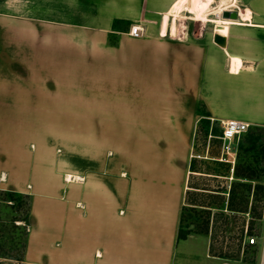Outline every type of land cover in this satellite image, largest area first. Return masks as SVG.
Here are the masks:
<instances>
[{
	"label": "crops",
	"instance_id": "1",
	"mask_svg": "<svg viewBox=\"0 0 264 264\" xmlns=\"http://www.w3.org/2000/svg\"><path fill=\"white\" fill-rule=\"evenodd\" d=\"M181 1L0 0V191L29 198L22 256L0 264H227L178 238L184 185L200 105L264 128V0L219 43ZM153 128L123 153V129Z\"/></svg>",
	"mask_w": 264,
	"mask_h": 264
},
{
	"label": "rangeland",
	"instance_id": "2",
	"mask_svg": "<svg viewBox=\"0 0 264 264\" xmlns=\"http://www.w3.org/2000/svg\"><path fill=\"white\" fill-rule=\"evenodd\" d=\"M221 1L215 0L212 8H217ZM236 6L237 9L223 11L221 18L244 23L238 18V12H252L256 7V0H236ZM212 8L207 7V10ZM182 15L188 18L184 23L191 26V29L195 25L198 30L204 28L211 32L213 30L215 35L222 38L227 36L230 25H200L191 20L193 16L188 13L183 12ZM208 19L217 20L214 14L209 15ZM178 23L182 26L183 22L178 20ZM220 124L210 121L207 133L200 121L196 125L189 173L184 185L181 234L187 235L186 237L203 235L209 238L211 254L222 263L252 264L256 261V250L248 247L247 242L250 237H261L264 232V128L250 127L248 135L246 133L240 136L233 144V160L223 155L222 144L218 139ZM81 130L83 129L74 128L73 137L79 138ZM160 130L123 129L121 134L126 136V142L134 138L131 144L127 142L122 145L123 153L139 157L145 151V145L140 142L139 137L145 134L146 137L153 138L160 134ZM156 145V142H150L146 145V150L150 151ZM225 159L230 160L231 164L224 162ZM24 197L12 203L0 191V255L18 258L22 253L28 226L23 221L28 210L27 198ZM204 243V238H197L191 247L202 262L205 259Z\"/></svg>",
	"mask_w": 264,
	"mask_h": 264
},
{
	"label": "bare ground",
	"instance_id": "3",
	"mask_svg": "<svg viewBox=\"0 0 264 264\" xmlns=\"http://www.w3.org/2000/svg\"><path fill=\"white\" fill-rule=\"evenodd\" d=\"M215 0H182L177 8L176 15L181 16L183 12L188 13L193 16V21L200 23V25H206L207 23H214L216 25H238L236 20L224 19L221 18V13L231 8H236V0H232L229 4V0H222L217 8L213 9L212 4ZM207 7L212 9L207 10ZM207 12H210L209 14ZM238 18L241 22H248L251 18L250 12H238ZM214 14L216 19L215 21L209 20L208 16ZM183 17V15H182ZM179 18V17H178ZM187 18V17H186ZM67 181H70V177L66 178Z\"/></svg>",
	"mask_w": 264,
	"mask_h": 264
},
{
	"label": "built area",
	"instance_id": "4",
	"mask_svg": "<svg viewBox=\"0 0 264 264\" xmlns=\"http://www.w3.org/2000/svg\"><path fill=\"white\" fill-rule=\"evenodd\" d=\"M129 34L133 38H140L142 36V29L139 26H132L130 28ZM221 133L218 139L221 141L223 155L229 157L230 159H235V151L233 150V144L240 138L241 135L248 132L250 126L246 123L236 121V120H228L220 122ZM220 161L223 162V159ZM224 162H228L231 164L230 160L225 159ZM256 239L254 237H250L248 240L249 245H255Z\"/></svg>",
	"mask_w": 264,
	"mask_h": 264
},
{
	"label": "trees",
	"instance_id": "5",
	"mask_svg": "<svg viewBox=\"0 0 264 264\" xmlns=\"http://www.w3.org/2000/svg\"><path fill=\"white\" fill-rule=\"evenodd\" d=\"M202 108L203 107L200 105V107L198 108V115L202 117L201 120H200V122L203 124V127H204V129H205V131L207 133L208 130H209V128H210V121L208 119V115H206L207 113ZM247 135H248V133H247ZM257 140H258V138L254 140L253 146H255V143L257 142ZM258 188H263V187H258ZM4 193L8 196V198H9L8 201L9 202H12V203H13V201L19 200V199H21V198L24 197V195H21V194H18V193H13V192H4ZM25 197L27 198V207H28L29 198L27 196H25ZM23 221L26 223V225H28V210H27L26 217H25V219ZM181 221H182V218H181ZM186 236L187 235H182L181 234V224H180V230H179V233H178V238L179 239H185ZM25 237H26V235H25ZM22 251H23V248H22ZM21 256H22V253H21V255L18 258H11V257H7L5 255H0V258H10V259L19 260L21 258Z\"/></svg>",
	"mask_w": 264,
	"mask_h": 264
},
{
	"label": "water",
	"instance_id": "6",
	"mask_svg": "<svg viewBox=\"0 0 264 264\" xmlns=\"http://www.w3.org/2000/svg\"><path fill=\"white\" fill-rule=\"evenodd\" d=\"M222 40H223L222 37H220L219 35H214V41L215 42L219 43V42H222Z\"/></svg>",
	"mask_w": 264,
	"mask_h": 264
}]
</instances>
